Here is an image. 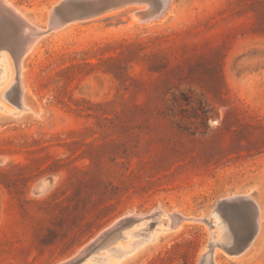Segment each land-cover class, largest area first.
Segmentation results:
<instances>
[{
	"label": "rangeland",
	"instance_id": "rangeland-1",
	"mask_svg": "<svg viewBox=\"0 0 264 264\" xmlns=\"http://www.w3.org/2000/svg\"><path fill=\"white\" fill-rule=\"evenodd\" d=\"M7 1L47 30L61 0ZM142 7L41 36L21 73L6 51L0 102L17 111L2 99L15 88L28 111L0 108V264H64L115 222L146 217L81 263L107 264L168 229L163 212L200 218L247 193L261 208L258 237L240 257L216 248L215 260L264 264V0H173L164 18L131 24ZM211 236L184 222L151 256L126 260L201 264Z\"/></svg>",
	"mask_w": 264,
	"mask_h": 264
},
{
	"label": "water",
	"instance_id": "water-1",
	"mask_svg": "<svg viewBox=\"0 0 264 264\" xmlns=\"http://www.w3.org/2000/svg\"><path fill=\"white\" fill-rule=\"evenodd\" d=\"M172 2L173 0H61L50 12L48 29L37 30L32 28L34 34L31 33L26 36L23 33L25 31V23L20 18V15L16 13L14 8L0 0V45L2 43H9L7 46L9 50L6 49V51L14 61L19 63L24 58L31 41L38 36H45L48 33L54 32V29H61L71 23L102 17L109 13L123 10L131 5H145L146 9L134 13L133 17L137 23L149 24L164 18L169 13ZM11 31L19 32V34L22 32V34H18L21 38L18 36L15 39V32L12 34ZM3 47L0 46V50H3L1 49ZM47 184L48 182H43L39 186V190H43ZM216 216L220 218V221L225 226L233 220L239 219V221H244V226L248 230L240 236L226 230L224 238L217 241L215 239L218 231V225L215 221ZM168 217L172 221L177 219L178 222H203L210 227L212 236L207 252L202 256L201 264H215L216 248L223 249L231 256L244 255L254 245L260 231L258 203L246 195L223 199L215 205L208 215L200 218H187L180 214ZM143 219L146 220V217L128 216L115 222L109 229L87 245L80 254L64 264H81L87 258L97 255L106 247V243H113L111 241L113 236L119 232L121 236L124 229L138 224Z\"/></svg>",
	"mask_w": 264,
	"mask_h": 264
},
{
	"label": "bare ground",
	"instance_id": "bare-ground-1",
	"mask_svg": "<svg viewBox=\"0 0 264 264\" xmlns=\"http://www.w3.org/2000/svg\"><path fill=\"white\" fill-rule=\"evenodd\" d=\"M6 5H8V6H11L12 8H14V10L16 11V13H18L19 15H20V18L24 21V23H25V27H24V29H25V31H23V33L26 35V36H28L29 34H31V33H33L34 34V31H32V28H34V29H36V27H33L32 25H34V24H31L30 23V21L24 16V15H22L15 7H13L7 0H2ZM140 9H145V8H140ZM139 9V10H140ZM114 13V12H113ZM110 14H112V13H109V14H107V15H110ZM107 15H104V16H107ZM104 16H102V17H104ZM137 21L135 20V18L132 16V23L131 24H135ZM130 24V25H131ZM68 26V25H67ZM65 27V26H64ZM64 27H62L61 29H63ZM61 29H54V31H58V30H61ZM39 30V29H38ZM41 30H42V28H41ZM17 34H19V32L17 33ZM20 34H22V32L20 33ZM19 34V35H20ZM19 35H17V36H19ZM42 36V35H41ZM41 36H38V37H36L33 41H31L30 43H29V45H28V48H27V52H26V54H25V56L33 49V47L35 46V44H36V42L39 40V38L41 37ZM43 37V36H42ZM21 38V37H20ZM7 39V38H6ZM11 42H12V40H11ZM8 44L9 43H2V45H0V46H4L3 48H1V49H3V50H0V52L1 53H3L2 54V56H3V60H1L0 61V64L1 65H4V67L6 68L5 69V71H4V73H3V78H4V80L5 81H7L9 78V80L11 81L12 80V74H13V61H12V59L10 60V58L8 57V55H7V52H6V49L8 48L7 46H8ZM8 50V49H7ZM25 56H24V58H25ZM24 58L22 59V61L21 62H16V61H14V63L15 64H17L18 65V67H19V72L21 73L22 72V69H23V60H24ZM1 59V58H0ZM1 68V67H0ZM3 69V68H2ZM15 69V68H14ZM3 72V71H2ZM1 73V72H0ZM14 80V79H13ZM7 83V82H6ZM13 84V81L11 82V84H10V86ZM14 90L12 91V93H10V94H4V95H2V99H6L7 101H9L10 99H12V105H13V107H15L16 109H17V111H14V110H12V109H7L5 106H3L2 105V103L0 102V108H6V113L8 112L10 115H16L17 116V119L20 117V120H23L24 118H25V113H26V111H28V108L26 107V101L24 100L25 99V97L23 98V95H22V92H20L21 93V96L20 97H18V99H17V97H16V95H15V92H16V89L15 88H13ZM1 105L3 106V107H1ZM4 105H6V104H4ZM30 110V109H29ZM28 113V112H27ZM35 113H37V112H34V114ZM29 114V113H28ZM35 115H38V114H35ZM1 116V115H0ZM11 120V119H10ZM243 195H246V196H250L248 193L247 194H243ZM259 206V205H258ZM177 213V212H176ZM176 213L175 212H173V213H171V214H168V213H165V212H163L162 213V215H163V217H165L166 218V224H167V226L169 227L168 229L167 228H164V229H160V231L161 232H156V233H154L151 237H150V239L147 241V242H145V244H142V242H140V241H137L136 242V244L132 247V248H130V247H128V248H130V249H127V250H117V251H115L114 252V255H115V257H116V259H114V260H111L110 259V261H108L107 262V264H128V263H131L130 262V260L129 259H132L133 257L135 258V257H138V256H140L141 254H145L146 252L148 253V255H146L145 257H148V256H151V254H153V252H150V250H152V249H158L159 248V246L161 245V244H159L160 243V239L162 238V236H166V234L169 232L171 235L172 234H175V233H178L182 228H183V224H184V221H182V222H178V220L177 219H174L173 221H172V219H170L168 216H175L176 215ZM261 215H262V213H261V208H260V206H259V222H260V230H261ZM143 217V216H142ZM201 217V216H200ZM120 221V220H119ZM169 221L171 222V223H169ZM215 221H216V223H217V228H218V231H217V235H216V237H215V239L217 240V241H219V240H221V239H223L224 238V234L226 233V226L224 225V223H222L221 221H220V218H218L217 216L215 217ZM118 222V221H117ZM148 221L147 220H145V219H143L142 221H140L138 224H141V225H139V226H137V225H133L132 226V228L134 227L135 228V226H137V227H142V225H144V226H146L148 223H147ZM155 228V227H154ZM130 229V228H129ZM138 229V228H137ZM147 229V228H146ZM133 230V229H132ZM136 230V229H135ZM157 231V230H156ZM129 232H131L130 230H129ZM151 232V231H150ZM125 234H126V232H124ZM149 235V234H148ZM122 236V235H121ZM145 236V235H144ZM126 240H129V239H126ZM125 240V241H126ZM133 240H134V238H133ZM132 240V241H133ZM146 241V240H145ZM119 242H122L121 240L119 241ZM118 242V243H119ZM133 243V242H132ZM132 243L131 244H127L126 243V245H132ZM120 244V243H119ZM121 244H123V243H121ZM152 244H157L156 246L155 245H153L152 247H154V248H152L151 247V245ZM111 245V244H110ZM125 245V246H126ZM114 247V246H113ZM114 249H116L115 247H114ZM103 250H105V249H103ZM102 250V251H103ZM83 250H80L79 252H78V254H80L81 252H82ZM101 251V252H102ZM104 252V251H103ZM113 252V251H112ZM107 253V252H106ZM110 253V252H109ZM218 253V250L217 249H215V255ZM77 254V255H78ZM99 254V253H98ZM102 255H103V253H101ZM101 254H100V256H101ZM108 254V253H107ZM111 254V253H110ZM110 254H108V255H110ZM98 256V255H97ZM76 257V256H75ZM106 257V256H105ZM111 256H109V258H110ZM128 257H130L129 259H127L126 260V258H128ZM145 257L143 258L144 260H145ZM240 257V256H239ZM99 258H101V257H99ZM109 258H108V260H109ZM139 258V257H138ZM232 258V257H231ZM104 259V258H103ZM89 260V259H88ZM141 259H139L138 261H140ZM92 261V260H91ZM107 261V260H106ZM88 262V261H87ZM93 262V261H92ZM91 262V263H92ZM141 262H142V260H141ZM140 262V263H141ZM214 262H215V264H219V263H217V261L215 260V257H214ZM86 263V262H85ZM104 262H102V264H103ZM136 263V262H135ZM106 264V263H105ZM137 264V263H136Z\"/></svg>",
	"mask_w": 264,
	"mask_h": 264
}]
</instances>
